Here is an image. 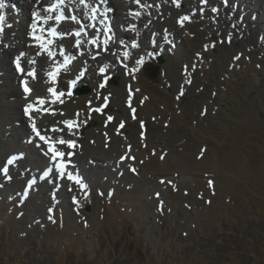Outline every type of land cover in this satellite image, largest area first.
<instances>
[{"label": "rangeland", "instance_id": "obj_1", "mask_svg": "<svg viewBox=\"0 0 264 264\" xmlns=\"http://www.w3.org/2000/svg\"><path fill=\"white\" fill-rule=\"evenodd\" d=\"M129 1L119 4L135 3ZM229 1L180 0L177 7L173 0H140L135 11L119 10L114 24L105 19L108 40L121 48L111 67L103 54L79 52L80 36L98 40L80 21L79 37L66 26L53 40L59 54L71 50L74 65H62L50 84L65 95L44 104L41 122L34 118L40 111L30 120L47 143L11 117L28 103L2 96L12 91L1 84L11 69H0V264H264V24L259 34L253 27L264 20V0ZM240 2L247 10L237 17ZM16 6L0 10L7 16L2 39L21 33V25L31 29L33 13L21 15ZM66 10L72 14L69 3ZM140 11L152 27L142 42L130 39L148 26L132 23ZM128 44L138 46L128 53ZM81 73L85 78L76 80ZM78 84L90 92L74 94ZM53 139L64 157L53 158Z\"/></svg>", "mask_w": 264, "mask_h": 264}, {"label": "bare ground", "instance_id": "obj_2", "mask_svg": "<svg viewBox=\"0 0 264 264\" xmlns=\"http://www.w3.org/2000/svg\"><path fill=\"white\" fill-rule=\"evenodd\" d=\"M124 1H127V3H128L129 0H88L89 4L91 6H94V7L99 9V15H98L99 16V25L97 24L95 27L92 26L93 25V21L87 18L92 13L90 11H88L89 9L84 8V6L79 3V0H69V4H70V7H71L72 14L65 9V12H67L66 15H75V16H77L78 20L84 25V27L87 30V32L90 35H92L93 37L95 36V38H98L97 41H95L96 39L94 38L95 39L94 41L96 42L97 45H99V50H97L96 47L93 46L94 43L93 44L91 43L90 38H88V40H86L87 38L85 37V35H83V37L80 36L79 39L81 41V44H80V47L78 48V49H80L79 52H83L84 51L83 53L88 52V53H91L92 55H95L96 53L103 54L104 57H105V60L103 61V63L105 62L106 67H111V66L117 64L116 59L118 58V56H117L118 54L120 56V53H118V52H119V50H121V48L117 47V44H116L117 42H114L112 39H110L111 41L108 40V36L112 35V33H111V31H106L105 25H107L108 27H110V26L108 24H106L105 19L109 18L112 21V24H114L115 16L117 14H119V10L135 11V10L138 9V7L135 6V3H131L129 5L123 4L121 6L119 3L120 2H124ZM186 1L187 0H182L183 3H185ZM231 1H233L232 4L237 2V0H230L229 2H231ZM52 2H53V0H23V1L22 0H15L14 3H13L11 0H4V4H9V3L16 4L17 5L16 7H17L18 11L20 10L21 15L23 14V15H27V16H28V14L30 12L34 13L35 11H41L42 15H52L51 13L42 12V8L47 7ZM239 4L240 5L238 7V11H236L234 13V16H237V17L240 16L239 13H245V11L247 10V8H243L242 7L243 4L241 2ZM218 5L220 7L223 6L222 3H219ZM112 8L116 9V11L113 10ZM223 8L225 9L226 13L231 11L229 7H223ZM106 9L112 10L113 11L112 14H109L108 12H106L105 11ZM248 10H249V8H248ZM143 11H140L139 15H135L133 17L134 20H132V23L135 24L136 26H139L140 21H142V20L144 21L143 25L147 26L148 25L147 23L150 22V20H151V19H149V16L147 17V16L144 15L145 12H143ZM150 11H153V10H150ZM250 12L257 13V10H252ZM101 13L103 15H100ZM29 16H30V14H29ZM5 17H7V16H5ZM141 17L143 19H141ZM31 20H32L31 21L32 23L35 22L33 18ZM122 20L123 19H121L120 21H122ZM227 20H231L232 21V17L230 15L227 16ZM10 23H11V21L7 22V24H10ZM102 23H104V28H102ZM29 24L31 25V23H29ZM260 24H264V20L253 23V27L256 30V31H254L255 33L259 34V30H260L259 25ZM80 25H81L80 23H76V22H73V24H71L70 22H67L66 24H63V23L57 24L53 20V21L49 22V24H47V25L41 23L40 24V28L49 29V30L51 28H55L57 30L58 34H66L65 33V27L66 26H67L66 28H70V29H73L75 31H79V30H81V28H83ZM111 26H112V29L114 30V34L117 35V32L115 31V27L113 25H111ZM139 27L143 31H141V32L139 31L140 32L139 35H137V34L131 35L130 39H134V40H137L138 42H142V41H144V39H147V38L150 37V34H151L150 28H152V27H151V25H148L147 27H145L143 29L141 28V26H139ZM27 28H26V26L24 27V26L21 25V27H20L21 33L17 32L18 33L17 34L16 31H14L15 32L14 33L15 36L12 37V38H9V36H8L7 39H2V35H0V49L2 48V52L1 53L4 56L3 58H1V56H0V65H1L0 69H3L4 66H6V67L11 69V71H10L11 75L10 76H8V77L6 75H2L1 76V84L4 85V86L10 87L11 88L10 90H12L11 92H8V93H2V96H6V97H9V98H14V99H16L18 101V104L23 102L22 98H23V100L27 99V103L28 104L35 103L37 97L44 98L47 101V103H48V101L50 99L52 101L55 100V98L52 97L51 93L48 92V89L52 88L51 85H50L52 83V81L49 78V73H54L55 74L57 68H59V71L61 69H63L61 66L65 65V64H61V62H64L63 58L65 56L72 57L70 55L71 50L69 49L70 50L69 51L68 49L64 48V53H63V55H61L59 53L61 52L62 49L61 50L58 49L59 48V47H57L58 44L55 45V43H51L50 45H47V46L50 47V50L53 52V56L55 55L54 58L51 59L50 57H48L47 56V52L44 49H42V48H40L42 50L41 52L38 51V52H35V54H34V52H33L34 49L37 46H39L41 41L34 40L32 38V35H33L32 28L31 29H27ZM97 29H99V31H97ZM38 33L41 36L44 37L45 42L53 41V37L49 36L48 33L40 32L39 29H37V33L36 34H38ZM241 33H242L241 30L239 32L237 31V34H236L237 38H238V36L241 35ZM122 36H121V34H120V36L117 35V37H118L117 39H119L118 42H122L123 41V37ZM106 40H108V44L107 45H105V43H104ZM156 41H157V43H162V40H160V39H157ZM33 44H34V46H32ZM127 48H125V51H128V53H131L133 51V49L135 51V48L129 46V44H128ZM32 54H34L36 56V58L34 59L35 63H33V62L30 63L27 60L29 58V56L32 55ZM41 54H44V56H42ZM76 55H77V53H76ZM83 55L84 54H82L81 57H83ZM17 57L20 58V64L24 63V66L21 64V67L24 68V72H23L22 75L19 74L18 71H17V64H16ZM79 57H80V55H79ZM94 57H96V56H94ZM73 62H74V60L71 61L72 65H74ZM78 64L81 65V67H82V63H78ZM29 65H32L34 67V68L33 67L32 68L35 70L36 73H37V69L39 70V75L37 73L35 79H33L32 77L27 75L28 71H30L28 69ZM47 67H48V71L45 72V73H47V75H46L47 78L45 77L46 84H43L45 86H44L43 89H41L42 93L39 94V96H35V93H34L35 87H38V89H39V87L42 86L37 81H39L41 79L43 82H45V80L41 76L43 75L42 74V70L46 69ZM49 67H50V69H49ZM74 69H76V68H74ZM85 76H86V74L78 75L76 80L81 81L83 78H85ZM27 78L29 79L28 81H27ZM32 80H35V81H32ZM25 81H27L29 83V86L32 89L31 94H26L22 90V85L25 84L24 83ZM16 83L21 84L20 85V87H21L20 89L16 88V85H15ZM32 84H35V85L33 86ZM27 105L22 104L21 107L19 108V110L21 111L20 116L19 115L17 116L15 114L14 117L13 116H11V117L16 119L17 122H20L21 126H23L22 129L28 130L27 133H29V135L37 136L36 131L33 130V123L30 120L34 117L33 112L37 113L39 111H33L32 109H29L28 111H26ZM48 105H50V104H48ZM14 107L17 108V110H18V105L17 106L14 105ZM22 110H23V114L25 113V115H26L28 113V116L30 117V119L28 117L23 118ZM30 110H32V112H30ZM41 113L42 112L40 111L34 117L35 121H37L40 117H42ZM42 119L41 120L39 119L40 121L39 120L38 121L41 122ZM59 128H63V127L59 126ZM76 131H77L76 129L72 130V132L77 133ZM70 134H72V133H70ZM62 136L65 137V138H68V139L70 137H72L68 133H63ZM56 141H58V140H56ZM44 142L47 143L48 139L45 140ZM53 146H55V147L58 146L57 144H55V140L54 139H53ZM56 161H57V159H56ZM31 164H32V166L33 165L36 166L35 162H33V161H31ZM43 167L46 168V169H43V170H47L48 169L47 167H45V165ZM7 169H9V166L7 167ZM59 177H60L59 175H56L55 177L52 176L51 178H52V181L57 184L59 182ZM29 182H31V180ZM46 183H47V180L43 181V183L41 185L43 186ZM31 189L33 190L32 187H31ZM37 189H39V188L37 187Z\"/></svg>", "mask_w": 264, "mask_h": 264}, {"label": "snow or ice", "instance_id": "obj_3", "mask_svg": "<svg viewBox=\"0 0 264 264\" xmlns=\"http://www.w3.org/2000/svg\"><path fill=\"white\" fill-rule=\"evenodd\" d=\"M133 2H135L136 4H140V0H133ZM173 2L176 4L177 7L180 6L179 0H173ZM205 3H207V0H204ZM68 3L69 0H53L52 3H50L47 7L42 8V12L44 13H51L52 15H42L41 11H35L33 13V17H34V21L31 24V28L33 30V35L32 38L34 40L37 41H41V43L39 44V47L44 49L47 52V56L48 57H53V52L50 50V47H48L47 45H50L51 43H54L53 41H48L45 42V39L43 36L36 34L37 33V29H39L40 32H45L47 31L49 36H52L53 38H56L58 35L60 36V38H63L64 34H58L57 30L55 28H51L49 29H44V28H40V24L43 23L45 25L49 24V22L51 21H55L57 24H61L64 21L70 19L73 22L79 23V20L77 18V16L75 15H66L65 13V9L68 7ZM79 3L82 4L84 6V8L89 9V11L92 13L91 16L87 17L88 19L92 20V21H96L97 20V13H99V9L91 6L88 2V0H79ZM225 3H227V0H225ZM5 8V4H4V0H0V10H3ZM214 11H216V9H214ZM100 15H103L102 13ZM132 15H139V13H132ZM190 18L185 16L183 17V19L180 21L181 26H183V22L185 20H189ZM5 20L6 17L4 14H2V11H0V35H2L4 33L5 30ZM93 27H95V23H93L92 25ZM7 27H11V24H8ZM105 29L106 31H111L110 27H108L107 25H105ZM134 30V29H133ZM97 31H99V29H97ZM74 36L79 37L81 35V33L79 31H76L75 33H73ZM109 39H111V37H109ZM93 43H95V41H93ZM105 45L108 44V40H106ZM81 44V41L79 39L76 40V47L79 48ZM133 47H137L138 45L133 44ZM61 55H63V53H61ZM125 56H127V53H125ZM74 59V57H68L65 56L64 58V64L67 65L70 63V61ZM33 63H35V61H33ZM138 63H141V61H138ZM16 64H17V68L20 69L23 72V69L21 68V64H20V58L17 57L16 60ZM101 73L104 72V69L101 68L100 69ZM59 73V68H57L56 73H49V78L50 80L55 83L57 81V74ZM28 76L32 77L33 79L36 78V73L35 70H31L28 71L27 73ZM80 75H83V73H81ZM25 87H24V91L26 94H31L32 89L28 86V82L25 81ZM71 83H75V81H72ZM104 85L101 84V87H103ZM48 92L51 93V95L55 98V100H60V97L64 96L65 93L64 92H57L55 88H49ZM68 95H71V93H68ZM181 95H183V93H181ZM55 102V101H53ZM47 103V101L42 98V97H37L36 98V104H29L26 108V111H28L29 109H32L34 111H48L47 109H44L42 106ZM37 105L41 106V107H37ZM95 111H102V109L97 108L95 109ZM52 114H55L54 112ZM109 120L113 119L112 117H108ZM69 129L74 127L75 125L72 124L71 122H67L66 125ZM124 125L121 124L120 127H123ZM33 130L36 131L37 135L40 136V132L39 130L36 128L35 124H33ZM62 130V129H61ZM52 131H57V129H52ZM40 139L42 140H46V139H50V138H46L44 136H40ZM58 143L60 144H67L69 148H73L75 147V144L73 141H65L63 139H60L58 141ZM49 148L52 151V155L53 158L55 157H64L65 153L64 152H60L58 151L54 146H53V142L49 143ZM74 153H69V155H73ZM163 158V157H161ZM123 159H127V157H122ZM14 161L12 159H10L8 161L9 164L13 163ZM70 162V161H69ZM65 168L66 165L65 163H61L60 164V171H61V175L65 174ZM133 171H135V169H132ZM4 174L7 176L8 174V169L4 168L3 169ZM68 178L69 179H74L75 182L77 184H81L82 187H87L86 185L82 184V181L78 178V177H73L71 174H68ZM10 179V177H9Z\"/></svg>", "mask_w": 264, "mask_h": 264}, {"label": "water", "instance_id": "obj_4", "mask_svg": "<svg viewBox=\"0 0 264 264\" xmlns=\"http://www.w3.org/2000/svg\"><path fill=\"white\" fill-rule=\"evenodd\" d=\"M159 63L162 64V60L160 59L158 61ZM90 92V90L87 88V86L84 84V85H78L76 87V89L74 90V94L76 95H83V94H88Z\"/></svg>", "mask_w": 264, "mask_h": 264}, {"label": "trees", "instance_id": "obj_5", "mask_svg": "<svg viewBox=\"0 0 264 264\" xmlns=\"http://www.w3.org/2000/svg\"><path fill=\"white\" fill-rule=\"evenodd\" d=\"M231 264H242V262L240 260L235 259V261H232Z\"/></svg>", "mask_w": 264, "mask_h": 264}]
</instances>
